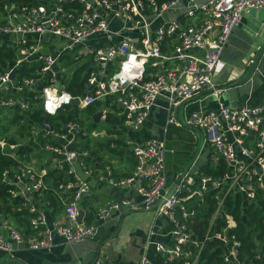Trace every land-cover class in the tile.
<instances>
[{
	"label": "built area",
	"instance_id": "2783aa9c",
	"mask_svg": "<svg viewBox=\"0 0 264 264\" xmlns=\"http://www.w3.org/2000/svg\"><path fill=\"white\" fill-rule=\"evenodd\" d=\"M178 4L183 5L182 15L189 22H180L176 16L155 23ZM263 7L264 0H46L19 10L4 5L0 10V47L12 62L4 59L0 63V153L14 161L0 170V181L10 185L12 200L23 199L20 205L30 202L31 195L45 192L47 170L35 166L30 150L20 155L16 152L18 146L36 143L59 156L55 167L67 176L56 179L53 188L64 202L66 221L48 223L41 211L29 215L31 234L9 227L0 232V251L10 255L15 247L49 250L56 237L63 242L81 241L94 234L97 223L109 216L118 219L120 205L151 209L163 198L155 214L169 225L165 240L152 241L160 260L197 264L206 242L211 241L210 249L219 248L223 264H243L238 255L240 240L232 231L236 220L223 205L226 196L239 195L241 215L243 205L264 211V103L231 108L217 101L215 109L192 111L179 121L173 111L200 95H217L212 77L218 70L221 50L243 15ZM87 41L90 43L84 47ZM44 46L52 49L51 53L45 52ZM65 51L72 59L81 55L93 59L83 72L87 76L81 93L71 95L65 90L62 80L67 72L58 66ZM108 62L116 67L110 76L100 70ZM22 65L27 67L25 74L18 71ZM158 97L166 101L163 125L195 128L212 150L211 167L218 169L221 163V172L178 171L174 188L164 197L169 189L165 144L163 139L148 137L131 144L134 163L128 174L114 177L109 167L104 171L107 185L129 187L139 198L108 201L97 208L95 223H79L78 209L88 184L74 163L82 174L91 173L84 160L89 150L74 147L75 135L83 134L80 123L68 121L57 130L46 118L36 123L20 115L36 109L41 116L52 117L66 106L71 107L70 112L73 108L78 111L107 100L118 109L124 125L137 129ZM103 106L100 116L105 117L107 104ZM13 116H19L18 124L26 125L28 137L19 138L9 123ZM3 126L9 128L3 130ZM86 130L96 134L90 125ZM39 134L46 140H38ZM212 190L215 205L200 230L196 206L205 203V195ZM28 211H35L30 203ZM217 219L221 221L218 226ZM139 263L159 264L144 255Z\"/></svg>",
	"mask_w": 264,
	"mask_h": 264
},
{
	"label": "crops",
	"instance_id": "0c3cea01",
	"mask_svg": "<svg viewBox=\"0 0 264 264\" xmlns=\"http://www.w3.org/2000/svg\"><path fill=\"white\" fill-rule=\"evenodd\" d=\"M182 6V4H178L173 9L164 12L162 17L155 23L176 16L180 22H189L182 15ZM90 41H87L84 47H87ZM263 44L264 7L259 11L244 14L239 27L232 31L227 43L221 50L218 70L212 77V87L218 90L217 95L206 94L204 97L200 95L197 98L181 103L173 111L175 118L179 121L183 115L189 112L215 109L217 101L231 108L264 103V50L258 55V51ZM43 49L47 53H51L52 50L48 46H44ZM80 57V59H72V55H69V58L59 63L58 66L67 72V79H70L71 73L75 69L84 68V70L82 69L84 72L93 60L89 55H81ZM252 66L253 68L251 69ZM100 70L106 76H110L115 72L116 67L111 62H108ZM103 104H107V111L108 107H115L107 100L97 101L92 104L95 105L93 113L100 111L104 107ZM109 113L117 118L118 121L115 124L107 125L104 123L103 116H99L96 122H92L93 125L89 123L91 127L95 128L93 130L96 132L92 136H97L96 140H99L96 148L91 146L89 149L87 147L88 150H94V153L87 158V165L91 169V173L88 175L82 174L80 167L77 163H74V167L88 184V191L84 194L79 206V209L82 210L80 221L77 220L79 223H95L97 208L108 201L124 197L131 201L139 198L131 188L109 186L103 179L106 167L110 168L111 175L114 177L126 175L131 171L134 163V158L131 154V144L142 142L148 137H154L163 139L165 145L166 142L169 145H173V132L178 135L184 130L186 132L191 130L196 132L197 151L194 150L196 155H192L185 166H182V159L176 160L174 156L172 157L175 152L172 146H169L168 152L165 154L164 166L169 188L174 184L175 175L178 171L196 174L198 168L207 159L210 160L212 156L211 150V156L208 155V152L204 154L203 147L209 146L195 128L185 125H180L181 127L173 124L163 125L166 118V101L163 97L157 98L143 124L137 129L124 125L122 122L123 118L119 115V112L117 114ZM99 125H102L103 128L96 130ZM164 127L165 130L163 131ZM108 128H111L112 131H108ZM82 137H84L83 134L75 135L74 137V147L77 149L78 147H84L83 142L80 141ZM109 137L120 139V145L114 149H108L100 145L101 142H105L106 138ZM43 138L46 140L45 137ZM200 140H202L201 145ZM197 152H200L199 155ZM29 155L34 160L36 167H42L45 170H59L63 177L67 176L65 171L55 167L57 161H59V156L42 149L39 143L32 145ZM52 182L54 184L55 180H52ZM39 195H31L29 198L30 202H25V204L21 205L17 204L16 206L28 209V204L30 203L35 208V211L31 213L43 212L48 223L51 221L65 222L64 202L62 199H58V205L54 207L47 199H41L43 194ZM118 209L121 210L119 218L109 216L97 223L95 232L91 237L77 242H63L56 237L49 250H31L15 247L10 255L8 254L5 258L3 264H140L139 261L142 255L151 260H156L158 256L153 250L152 241L165 240L164 234L169 223L155 214V207L151 209H126L125 206L120 205ZM22 216H13L9 213L0 214V232H5L9 227H16L25 234H31L27 224L29 215H24L26 220ZM111 219L115 220L116 223L112 224L109 221ZM150 230H153V232L149 233ZM3 253L0 251V256ZM96 259L99 260L98 263H95Z\"/></svg>",
	"mask_w": 264,
	"mask_h": 264
},
{
	"label": "trees",
	"instance_id": "16d2710c",
	"mask_svg": "<svg viewBox=\"0 0 264 264\" xmlns=\"http://www.w3.org/2000/svg\"><path fill=\"white\" fill-rule=\"evenodd\" d=\"M44 1L46 0H0V10H2V7L4 5L8 7L11 6L14 10L27 9L31 6L43 3ZM68 53L70 54V52L67 51L63 52L60 56L59 61L61 62L62 60L69 58ZM4 59L10 60V63L12 62V57L7 52H4L0 47L1 64L3 63ZM26 69L27 67L25 65H22L20 66L18 71H24L25 74ZM82 69L84 70V68H80L77 70L75 69L71 73L70 79H67L68 77L64 78L65 81L63 82L65 84V90L71 95L81 93L83 89L82 85L85 81L87 73H83ZM94 106L95 105L90 104L83 109L86 113L87 119L94 112ZM70 108V106H66V109L64 111H59L52 117H43L36 109L31 112L27 111L24 115H20V117H22L23 119L29 118L31 119V121L36 123H42L43 119L46 118L47 122L50 125L59 130L60 125L64 124L65 122L76 121L80 123L79 119L76 117L77 109L73 108L70 112ZM18 120L19 116H13V118L9 120V123L10 125H12V128L17 131L19 138H24L28 129L26 125L18 124ZM116 121H118L117 118L112 116L108 111L105 113L104 123H106L107 125H112L115 124ZM91 125L93 124L91 123ZM8 128L9 126H3V130ZM108 131H112V129L108 128ZM19 138L17 137V139ZM6 139L8 141H11L12 137L7 136ZM95 143L96 145H92L93 148H96L98 146V141H95ZM120 143V139L109 137L106 138L105 142H101V144H99L105 146L108 149H114L116 146H119ZM83 146L87 148L85 143H83ZM30 148V146H24L23 144V147L20 148L18 146L16 148V152L18 155H20L21 153H27L26 151L30 150ZM89 153L93 154L94 150H89ZM89 156L90 155H86L84 157L86 163ZM13 161L14 160L10 157L0 153V170L12 164ZM221 168H223V165L221 163L218 164V169L215 167H211L209 160L207 159L198 168V171H196V173L204 172L217 175L221 172ZM46 176H48V178H46ZM64 178L65 177L60 174L59 170L47 169L44 176V181L47 183V187L45 189V192L43 193V196H41V199H47L49 203L52 204V206H57L58 197L53 192V188L55 185L53 184L52 180L54 181L56 179L60 180ZM8 187H10L9 184H5L0 181V214L9 213L13 216L23 215L22 217L26 220L25 216L31 215L32 213L29 212L26 207L19 208L16 206L17 204H20V201L23 200L21 197H17L15 199L16 201L13 200L12 202V199L9 196ZM212 195L213 190L205 195V203H203L201 206H196V208H198V211L200 212V218L207 219V217L211 215V212L215 205V200L213 199ZM239 197V195H235L233 198L226 196L223 205L224 210L230 212L236 220V225L232 228V231L236 233L237 238H239L240 240L238 255L243 261V264H264V211L259 207L257 208V206L243 205L241 208V213H243V215L245 216L244 218H242L243 215L240 214L239 208ZM220 222L221 221L217 219L216 226H218ZM201 229L202 228H200V230ZM212 244L213 242L211 241L206 242L204 248L200 253V256L198 257L197 264H223V262H221L219 248L215 247L210 249ZM156 261H158L159 264H175L160 260L158 257L156 258Z\"/></svg>",
	"mask_w": 264,
	"mask_h": 264
},
{
	"label": "rangeland",
	"instance_id": "374dc122",
	"mask_svg": "<svg viewBox=\"0 0 264 264\" xmlns=\"http://www.w3.org/2000/svg\"><path fill=\"white\" fill-rule=\"evenodd\" d=\"M70 70H69V73H70ZM108 111L109 112L116 113V114L119 112L116 107H113V108L112 107H109ZM77 117H78V119L80 121L81 131H83V135H84V137L80 138V141H82L83 143H85L88 148H91L92 145H96L95 141H97L96 140L97 139L96 138L97 136H92L86 130V128L89 127V123H87V116H86V113H85L84 110H78L77 111ZM101 127L103 128L102 125L97 126L96 127V130L101 129ZM92 128L95 129L93 126H92ZM27 132H26V135H27ZM28 136L29 135H27V137ZM24 137H26V136H24ZM38 140H40V141H43L44 140V138L41 136V134L38 135ZM172 140H173L172 141V144L173 145H169V143L166 142V145H165V148H166L165 154L168 152L169 146H172L174 148V150H175L174 154L172 153L173 154L172 157L174 156L176 158V160H181L182 159L181 160L183 162L182 166L183 165L185 166V164L188 163L187 161L190 160V158L192 157V155H194V154L196 155V151H197L196 150L197 149L196 148L197 134H196V132L194 130H191L190 132H186L184 130L180 135H178L177 133L173 132L172 133ZM201 144H202V140H200V145ZM197 145H198V143H197ZM194 150H196V151L194 152ZM203 150L205 151L204 154H206L208 152L209 153L208 155L211 156V151L212 150L209 147L205 146V147H203ZM199 153L200 152H197L198 155H199ZM199 220L200 221L197 224V227L204 228V225L206 224V222L208 220V217H207V219L200 218Z\"/></svg>",
	"mask_w": 264,
	"mask_h": 264
},
{
	"label": "water",
	"instance_id": "95a60500",
	"mask_svg": "<svg viewBox=\"0 0 264 264\" xmlns=\"http://www.w3.org/2000/svg\"><path fill=\"white\" fill-rule=\"evenodd\" d=\"M263 50H264V44L260 47V49H259V51H258V55H260V53L261 52H263ZM253 68V66L251 67V69ZM250 69V70H251ZM57 76V75H56ZM75 101H73L72 103H74ZM100 111H97V112H95V113H93V114H91L88 118H89V120H90V123H92V122H96L97 121V119H98V117L100 116ZM45 124V123H44ZM173 187H174V184H172V186L168 189V191L165 193V195H164V197H166V196H168L169 195V193L172 191V189H173ZM163 200V198H161L156 204H155V206L154 207H157L158 206V204L161 202ZM81 212H82V210L81 209H79L78 210V214H77V220L78 221H80V214H81ZM242 218H244V216H242ZM109 221H111L112 222V224H115L116 223V221L115 220H109ZM8 256V253H3L1 256H0V264H3L4 263V260H5V258Z\"/></svg>",
	"mask_w": 264,
	"mask_h": 264
},
{
	"label": "clouds",
	"instance_id": "9594fccd",
	"mask_svg": "<svg viewBox=\"0 0 264 264\" xmlns=\"http://www.w3.org/2000/svg\"><path fill=\"white\" fill-rule=\"evenodd\" d=\"M64 99L67 100V99H69V97L65 96Z\"/></svg>",
	"mask_w": 264,
	"mask_h": 264
}]
</instances>
